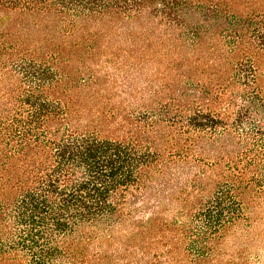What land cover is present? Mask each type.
I'll return each mask as SVG.
<instances>
[{"label":"trees","instance_id":"obj_1","mask_svg":"<svg viewBox=\"0 0 264 264\" xmlns=\"http://www.w3.org/2000/svg\"><path fill=\"white\" fill-rule=\"evenodd\" d=\"M262 67L264 3L0 0V264H240L210 261L264 193Z\"/></svg>","mask_w":264,"mask_h":264},{"label":"rangeland","instance_id":"obj_2","mask_svg":"<svg viewBox=\"0 0 264 264\" xmlns=\"http://www.w3.org/2000/svg\"><path fill=\"white\" fill-rule=\"evenodd\" d=\"M236 2H238L243 9L244 7L253 9L259 5V3H264L263 0H236ZM93 61L96 63V65L93 66L95 72L102 69H104V72H114L113 68H108L109 66L105 58L96 57ZM150 68L144 70L147 78L146 86L160 89L162 86L161 84L165 83L162 77L167 74L168 70L164 73L162 68L160 72L157 73L153 72ZM125 73H128V71ZM261 74L262 75L259 77V84L264 86V67L261 68ZM94 88L96 90V86ZM87 107H94V109H96V102L87 100ZM86 113H88V111H86ZM96 116H99V121H96L94 127L91 126L90 129H94V131L105 138L128 141L131 140L132 137H136L142 141L143 148H148L152 152L156 150L154 148L156 146L152 147V141H154V139H160L158 144H162V139L160 137H156L152 132L150 134L140 133L134 128L135 131L130 126L128 127L126 123L120 122L119 117L111 119L109 117L103 118L104 116H102V114H96ZM87 121L84 123H87ZM203 169L207 170L206 168ZM148 172L147 176L151 175V170ZM211 189L212 188H209V191H211ZM163 193L167 201L168 195L166 192ZM208 193L209 192H207L206 195ZM248 198L249 196L247 199ZM174 213L175 212H168L166 216H172ZM245 213L248 218L247 221H241L237 223V226L226 231L224 241H221L217 246L219 250L218 256L211 260V263L264 264V193L247 200ZM176 217H178V215ZM159 246L160 248L162 247L161 244H159Z\"/></svg>","mask_w":264,"mask_h":264}]
</instances>
